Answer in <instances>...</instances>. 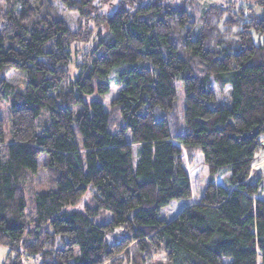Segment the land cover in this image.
I'll return each mask as SVG.
<instances>
[{"label":"trees","instance_id":"trees-1","mask_svg":"<svg viewBox=\"0 0 264 264\" xmlns=\"http://www.w3.org/2000/svg\"><path fill=\"white\" fill-rule=\"evenodd\" d=\"M11 70L23 87L5 80ZM111 79L108 110L86 101ZM0 99L3 264H151L150 252L165 264H264V191L251 175L264 146V0H0ZM41 156L44 190L29 179ZM196 156L204 193L162 220L190 198L184 158Z\"/></svg>","mask_w":264,"mask_h":264},{"label":"rangeland","instance_id":"rangeland-1","mask_svg":"<svg viewBox=\"0 0 264 264\" xmlns=\"http://www.w3.org/2000/svg\"><path fill=\"white\" fill-rule=\"evenodd\" d=\"M199 3L202 6H206L209 4L216 3L217 0H198ZM58 12L61 15L68 16L70 19H74L75 16L72 14H69L65 12V10L62 9V7L58 4H56ZM263 14V12H262ZM79 50L82 48L81 45H78L77 47ZM75 63L76 59H72L71 63V73L75 74ZM5 80L8 83H11L17 87H23L24 84V78L23 76L15 70L9 71L5 75ZM119 87L115 84V82L111 79L109 90L104 93L103 95L94 93L91 95H87L85 97L86 101H100L103 104L104 110L109 109L110 101L116 97L117 91ZM175 91H176V105L180 114V117L183 115L184 112V88L182 84L179 81L175 82ZM217 99L223 106L228 105V88L224 90L223 93L217 95ZM46 110L43 109L41 116L44 117L46 115ZM8 116V102L7 100L0 99V124H2V128L4 129V134L9 135V123L6 121ZM41 118V117H40ZM43 120V119H42ZM44 121V120H43ZM125 139L127 142L130 141L131 136L129 134L125 135ZM262 140L264 141V135L262 136ZM264 145V142H263ZM139 145H133L132 146V157L133 160L137 158V155H139ZM45 161V158L43 156L40 157V164L39 168L36 172V174L31 176L29 179L32 180L30 182H33L36 187H39L40 190H44L48 187L49 179L47 175V172L44 170L43 163ZM256 164L253 166V170L251 172L252 178L254 180L262 179L261 187L264 191V146L261 148V150L256 154ZM184 166L188 172L189 178H190V186H191V196L189 199L186 200H172L166 207L160 209L159 211V218L165 221H169L173 219L178 212L185 207L186 205L196 202L199 200L200 196L204 193L205 186L209 179V172L207 170V167L205 163H203L201 156H196L193 159H187L184 158ZM226 176V175H224ZM219 177L216 182H221L223 180V177ZM88 194L86 193L83 198L80 200V202L76 205L68 207V209L71 208H80L88 199ZM264 194V192H263ZM115 233L118 235L120 233V230H116ZM108 242L110 243V238H107ZM8 257V249L4 245H0V264H3ZM151 264H165V259L163 256V253H149L148 255ZM39 259L38 258H30V259H23V264H38ZM146 264H149L146 262Z\"/></svg>","mask_w":264,"mask_h":264}]
</instances>
